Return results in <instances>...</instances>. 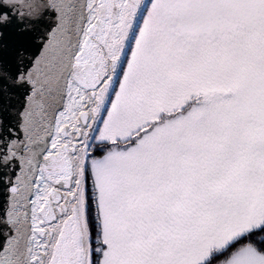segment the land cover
<instances>
[{"label":"snow or ice","instance_id":"snow-or-ice-1","mask_svg":"<svg viewBox=\"0 0 264 264\" xmlns=\"http://www.w3.org/2000/svg\"><path fill=\"white\" fill-rule=\"evenodd\" d=\"M0 264H264V0H0Z\"/></svg>","mask_w":264,"mask_h":264}]
</instances>
